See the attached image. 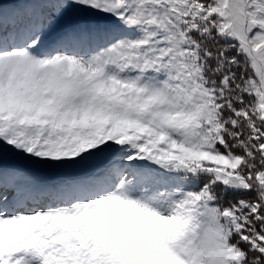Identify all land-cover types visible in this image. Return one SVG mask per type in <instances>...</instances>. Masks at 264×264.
<instances>
[{"label":"snow or ice","instance_id":"snow-or-ice-1","mask_svg":"<svg viewBox=\"0 0 264 264\" xmlns=\"http://www.w3.org/2000/svg\"><path fill=\"white\" fill-rule=\"evenodd\" d=\"M0 264H264V0H0Z\"/></svg>","mask_w":264,"mask_h":264}]
</instances>
